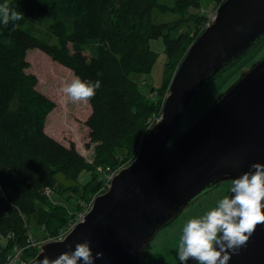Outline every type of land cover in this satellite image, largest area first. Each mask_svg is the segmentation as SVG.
I'll list each match as a JSON object with an SVG mask.
<instances>
[{"label":"trees","instance_id":"1","mask_svg":"<svg viewBox=\"0 0 264 264\" xmlns=\"http://www.w3.org/2000/svg\"><path fill=\"white\" fill-rule=\"evenodd\" d=\"M173 1L7 0L24 18L16 22L15 30L12 23H0V264L16 247L26 261L37 255L38 247L29 242L32 223L48 237L68 225L72 212L53 201L46 188L58 193L66 189L81 201L102 183L98 176L79 184L83 170L90 168L83 155L75 144L67 146L45 131L56 102L38 90V77L27 72L28 50L39 48L77 77L101 82L89 102L92 113L86 125L91 142L97 143L99 161L117 168L116 150L140 148L147 118L159 108L133 78L136 73H149L156 61L158 53L151 41L162 37L169 58H179L189 45L191 25L202 20L189 11L199 0ZM156 11L174 12L179 18L157 21ZM40 17L52 19L50 30L57 43L23 28L27 18ZM184 26L189 29L181 32ZM88 46L93 49L90 55ZM59 173L71 182H61Z\"/></svg>","mask_w":264,"mask_h":264},{"label":"water","instance_id":"2","mask_svg":"<svg viewBox=\"0 0 264 264\" xmlns=\"http://www.w3.org/2000/svg\"><path fill=\"white\" fill-rule=\"evenodd\" d=\"M263 37L264 0H224L182 59L161 116L143 136L135 159L114 175L62 242H43L28 264L54 259L85 240L94 256L103 252L95 264H139L157 232L204 192L232 182L254 162L264 163V57L179 131L204 87ZM228 264H264V225Z\"/></svg>","mask_w":264,"mask_h":264},{"label":"rangeland","instance_id":"3","mask_svg":"<svg viewBox=\"0 0 264 264\" xmlns=\"http://www.w3.org/2000/svg\"><path fill=\"white\" fill-rule=\"evenodd\" d=\"M162 1L169 4L174 3L173 0ZM220 1L221 0H199V5L189 7V11L201 15L202 20L198 26L191 25L189 30V45L179 58H169L165 49V41L162 37L157 38L159 40L153 39L151 41L153 49L158 53L156 61L149 73H136L133 75V78L138 82L140 89L147 97L158 101L159 108L162 106L163 101L165 102L166 96L169 93V88L166 84L171 82L190 45L205 30L209 14L218 11L223 0L222 2ZM155 13L157 14V21H174L179 18V15L174 14V12L159 13L156 11ZM51 22L52 19L49 17L27 18L23 28L50 43H57V37L53 35L50 30ZM187 29H189L188 26H184L181 28V32L187 31ZM160 48L163 49L162 52H160ZM91 51H93L92 46H88L86 53L90 55ZM263 57L264 37L259 43L251 47L247 53L242 55L231 66L223 70L204 87L187 112L179 131H183L191 126L216 101L221 93L225 92L241 77L245 70L250 69ZM27 60L30 63L27 72L33 73L38 77V90L56 102L55 109L47 116L45 131L67 146L72 143L75 144L79 152L83 155L84 160L90 168L83 170L79 177V181H77L79 184H86L92 177L99 176L102 180L101 187L99 186L96 192L89 198L83 197L81 201H79L75 194L70 195V192L66 193V189L62 193H58V189H56L50 196L47 194L53 201L67 206L69 211L72 212L73 216L68 225L61 230L62 232L67 227L70 229V223L75 220L76 216L87 210L98 194L107 190V176L114 173L117 169L129 165L137 156L139 147L133 151L127 150L124 147L118 148L116 153L120 162L117 168H113L114 166L111 164L101 163L99 161L100 153L97 143L91 142L89 128L86 125V120L92 113L90 103H72L70 98L61 91L65 82H70L77 76L69 67L53 60L39 48L29 49ZM167 62L168 65H166ZM165 68L167 74H165ZM164 82L166 83L162 88ZM159 108L157 112L151 114L147 118L145 134L160 118L162 109ZM57 178H59V180L61 179V182L64 181L66 184L71 182L66 181L60 173L57 175ZM230 186L231 181L221 182L204 192L193 203L183 209L174 219L157 232L147 245L139 264H175L180 262L177 249L184 224L189 219L199 218L211 208L215 207L219 199L228 195ZM61 232L58 235H51L48 237L42 228H37L35 223H32L30 227V233L38 244H42L46 242V240L59 236Z\"/></svg>","mask_w":264,"mask_h":264},{"label":"clouds","instance_id":"4","mask_svg":"<svg viewBox=\"0 0 264 264\" xmlns=\"http://www.w3.org/2000/svg\"><path fill=\"white\" fill-rule=\"evenodd\" d=\"M24 18V14L12 8L7 0L0 4V23L7 26ZM101 87L80 77L65 82L61 91L72 103H88ZM230 193L216 202V206L199 218L189 219L182 228L177 255L181 264L195 260L197 264H228L231 256L247 246L249 238L259 225H264V163L254 162L249 171L235 177ZM63 237H58L63 241ZM103 252L93 255L91 242H77L71 251L56 258L45 256L40 264H95Z\"/></svg>","mask_w":264,"mask_h":264},{"label":"built area","instance_id":"5","mask_svg":"<svg viewBox=\"0 0 264 264\" xmlns=\"http://www.w3.org/2000/svg\"><path fill=\"white\" fill-rule=\"evenodd\" d=\"M216 15H217V12H214L212 14H209V19H208V22L206 23V27L209 26L212 21L216 18ZM205 27V28H206ZM122 168V167H121ZM117 169L114 173L110 174L109 176H107V188L108 189L111 185V181H112V178L114 177V175L121 169ZM44 192L46 194H49V196L53 193L52 189L51 188H46L44 190ZM94 200V199H93ZM93 203V202H92ZM92 203L89 205V208L87 210H85L84 212H82L81 214L77 215L75 220L73 222L70 223V229H68V227L61 232V234L53 239H58V237H65L66 234L79 222L83 221L86 214L88 213V211L91 209V206H92ZM29 242L32 246L34 247H40L41 244H38L37 241H35L32 237V234L30 233V236H29ZM29 261H26L22 258V249L21 248H18L16 247L15 248V253H13L12 255H10L8 257V260L5 264H28Z\"/></svg>","mask_w":264,"mask_h":264},{"label":"crops","instance_id":"6","mask_svg":"<svg viewBox=\"0 0 264 264\" xmlns=\"http://www.w3.org/2000/svg\"><path fill=\"white\" fill-rule=\"evenodd\" d=\"M157 40H159V39H157ZM157 43H159V42H157ZM160 49H161V48H160ZM158 50H159V49H158ZM162 51H163V49L160 50V52H162Z\"/></svg>","mask_w":264,"mask_h":264}]
</instances>
